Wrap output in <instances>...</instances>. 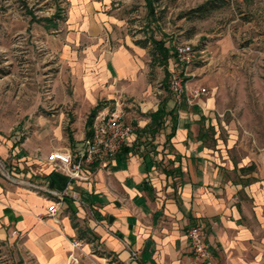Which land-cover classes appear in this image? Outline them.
Returning <instances> with one entry per match:
<instances>
[{
  "label": "crops",
  "instance_id": "crops-1",
  "mask_svg": "<svg viewBox=\"0 0 264 264\" xmlns=\"http://www.w3.org/2000/svg\"><path fill=\"white\" fill-rule=\"evenodd\" d=\"M69 1L74 12L85 4L99 11L100 26L84 54L88 69L77 78L84 106L98 113L109 109L106 101L132 97L127 107L136 110L124 113L133 133L113 158L82 166L87 179L53 169L48 154L21 157V143L0 141V244H15L24 264H66L72 238L84 239L85 249L112 264H264V185L233 181V166L209 146L203 118L211 106L199 100L181 108L172 95L157 98L147 49L128 36L119 42L111 28L115 13L101 9L110 0ZM104 24L111 30L107 43ZM160 103L177 107L173 133L171 115L154 136L138 131ZM41 186L65 193L57 218H37L57 200ZM194 223L202 224L210 244L207 261L193 255L186 238Z\"/></svg>",
  "mask_w": 264,
  "mask_h": 264
},
{
  "label": "rangeland",
  "instance_id": "rangeland-1",
  "mask_svg": "<svg viewBox=\"0 0 264 264\" xmlns=\"http://www.w3.org/2000/svg\"><path fill=\"white\" fill-rule=\"evenodd\" d=\"M205 1L110 0L101 9L115 13L110 27L119 42L130 37L149 59L148 38L164 41L172 54L167 67L152 65L148 76L156 97L170 96L168 80L179 75L185 94L176 105L186 108L188 96L211 106L204 138L233 166L232 180L264 185V0H219L201 17L186 14ZM85 5L78 13L69 0H0V141L21 143V157L76 152L87 130L89 110L77 78L87 72L84 54L100 21L99 11ZM103 26L107 43L111 30ZM183 44L191 48L187 61L176 56ZM198 87L206 93L191 97ZM122 100L125 113L135 108L127 107L132 97ZM105 106L114 107L115 99ZM0 264H24L15 244H0Z\"/></svg>",
  "mask_w": 264,
  "mask_h": 264
},
{
  "label": "built area",
  "instance_id": "built-area-1",
  "mask_svg": "<svg viewBox=\"0 0 264 264\" xmlns=\"http://www.w3.org/2000/svg\"><path fill=\"white\" fill-rule=\"evenodd\" d=\"M191 48L188 45H180L176 48V56L180 61L189 60ZM167 89L176 102H181L184 98L185 87L179 75H174L168 80ZM205 88H195L191 91V97L205 94ZM191 102V98L185 96ZM133 133L132 126L126 122L125 113L119 102L115 106L98 112L90 125L89 133L82 139L81 146L72 152L69 149H55L48 153L47 162L55 170L66 174L69 178L87 179L88 176L82 174V166L93 163L95 160H106L113 158L123 144L127 143ZM1 164V160H0ZM1 170L5 171L1 164ZM6 176L9 175L4 172ZM46 190L57 200L52 201L46 207V214H39L37 218L44 220L46 218H57L61 211L63 197L65 193H60L51 188ZM201 223L190 224L185 235L189 242L193 255L202 261L211 258L210 244L206 240ZM71 251L67 257L66 264H112L105 260L101 262L95 251L85 249L87 243L81 238H72L70 240Z\"/></svg>",
  "mask_w": 264,
  "mask_h": 264
},
{
  "label": "trees",
  "instance_id": "trees-1",
  "mask_svg": "<svg viewBox=\"0 0 264 264\" xmlns=\"http://www.w3.org/2000/svg\"><path fill=\"white\" fill-rule=\"evenodd\" d=\"M220 5H222V4L219 0H207L204 3L200 4L199 6H197L196 8L189 10L186 14L201 17V16L207 14L208 12H210L211 10L218 8ZM149 12L151 14L153 13L152 8H150ZM148 42L151 43V45L154 48L152 50V53H151V61H150L151 64L153 66L161 65L163 68L166 69L168 58L172 55L170 52V49L164 44V41H162V40H156V39L148 38ZM177 107L175 106L174 108H172V110H166L165 105L163 103H160L158 105L157 110L154 112H151L149 114L150 115L149 123L145 127H143L141 130H138V131L145 132V133L150 134L151 136H154L155 133H157L159 131V129L161 128V126L164 122L165 116L171 115V117H172V133H173V130L175 129V125H176L175 123H176V109H177ZM97 108L98 107L93 108L89 112L88 118L86 121L88 126L91 125L92 120L98 111ZM201 135H203V132L200 131L199 136H201ZM122 150L123 151H129L130 149L124 147V148H122Z\"/></svg>",
  "mask_w": 264,
  "mask_h": 264
}]
</instances>
